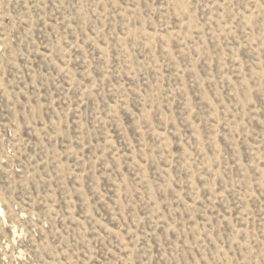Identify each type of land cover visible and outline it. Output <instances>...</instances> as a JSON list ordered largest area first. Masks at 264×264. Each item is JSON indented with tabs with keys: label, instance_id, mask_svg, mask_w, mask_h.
Returning <instances> with one entry per match:
<instances>
[{
	"label": "rangeland",
	"instance_id": "rangeland-1",
	"mask_svg": "<svg viewBox=\"0 0 264 264\" xmlns=\"http://www.w3.org/2000/svg\"><path fill=\"white\" fill-rule=\"evenodd\" d=\"M0 264H264V0H0Z\"/></svg>",
	"mask_w": 264,
	"mask_h": 264
}]
</instances>
